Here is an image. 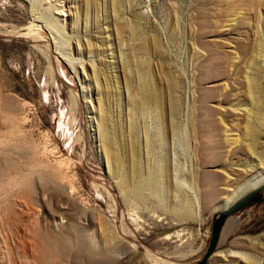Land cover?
Segmentation results:
<instances>
[{
    "label": "rangeland",
    "instance_id": "1",
    "mask_svg": "<svg viewBox=\"0 0 264 264\" xmlns=\"http://www.w3.org/2000/svg\"><path fill=\"white\" fill-rule=\"evenodd\" d=\"M260 176L264 0H0V264H199Z\"/></svg>",
    "mask_w": 264,
    "mask_h": 264
},
{
    "label": "water",
    "instance_id": "2",
    "mask_svg": "<svg viewBox=\"0 0 264 264\" xmlns=\"http://www.w3.org/2000/svg\"><path fill=\"white\" fill-rule=\"evenodd\" d=\"M263 201L264 182L253 189L251 193H246L233 201L230 205L225 207L221 204V206L218 207L220 210L213 215L210 241L199 264H209L219 247L223 231L231 218L240 214L245 209Z\"/></svg>",
    "mask_w": 264,
    "mask_h": 264
},
{
    "label": "bare ground",
    "instance_id": "3",
    "mask_svg": "<svg viewBox=\"0 0 264 264\" xmlns=\"http://www.w3.org/2000/svg\"><path fill=\"white\" fill-rule=\"evenodd\" d=\"M263 182H264V176H260L254 186H258V185H260ZM238 196H239V193L234 194L232 197L228 198L223 205L226 207L228 204H231L233 201L238 199Z\"/></svg>",
    "mask_w": 264,
    "mask_h": 264
}]
</instances>
